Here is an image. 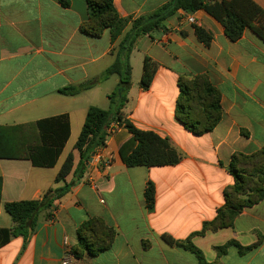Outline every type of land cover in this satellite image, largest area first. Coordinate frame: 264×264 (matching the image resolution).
<instances>
[{
    "label": "crops",
    "instance_id": "crops-1",
    "mask_svg": "<svg viewBox=\"0 0 264 264\" xmlns=\"http://www.w3.org/2000/svg\"><path fill=\"white\" fill-rule=\"evenodd\" d=\"M252 1L264 10V0ZM167 2L113 0L119 17L128 20L123 35L131 21ZM183 13L135 42L122 109L123 119L136 128L167 138L180 161L125 166L121 148L131 134L121 126L107 135L101 161L94 159L76 178L74 144L88 107L109 108L107 96L119 79L99 77L113 62L123 35L111 42L109 30L99 38L83 34L86 0H0V227L13 226L5 203L37 200L48 189L62 187L56 175L68 154L73 159L65 177L69 191L54 203L51 218L41 212L27 241L15 237L1 246L0 264H200L194 253L167 244L163 234L179 241L190 238L207 264H264V195L245 207L231 227L200 234L223 206L224 189L234 183L228 171L231 157L264 146V41L246 28L232 42L203 10L190 14L196 24ZM195 25L212 34L209 46L197 40ZM145 56L158 64L147 90L139 85ZM196 75H205L220 93L221 119L203 135L192 134L175 117L178 80ZM87 81L94 85L77 95L58 93ZM61 115L67 117L69 137L55 165L33 166L24 155L28 144L39 141L35 123ZM147 182L155 189L151 211L144 198ZM90 217L102 218L116 235L108 250L76 260L70 249L77 243V229Z\"/></svg>",
    "mask_w": 264,
    "mask_h": 264
},
{
    "label": "trees",
    "instance_id": "trees-1",
    "mask_svg": "<svg viewBox=\"0 0 264 264\" xmlns=\"http://www.w3.org/2000/svg\"><path fill=\"white\" fill-rule=\"evenodd\" d=\"M87 20L80 25V31L93 38H99L105 30H109L111 42L123 35L128 24L127 19L119 17L113 6V0H86ZM64 5L67 3L63 2ZM203 10L218 21L225 36L232 42L237 41L248 28L264 41V10L252 0H168L153 12L131 21L129 31L124 34L113 52V62L101 73L99 80H107L111 76L118 77V83L108 94L109 108L104 110L95 106L88 107L84 123L79 132L74 149L79 153V162L73 176L80 178L86 170V162L91 154L104 146L107 128L111 123L124 126L131 134V139L121 148V158L127 167H162L176 165L181 156L171 146L167 138H162L152 131L136 128L123 119L122 109L127 102V94L131 85L132 69L130 56L138 38L151 33L155 29H164L165 22L178 11L193 14ZM197 40L209 46L212 34L204 28L194 26ZM158 64L145 56L139 85L147 90L152 82ZM94 85L87 81L77 86L64 87L58 93L74 96L88 90ZM179 97L175 108L176 119L192 134L203 135L212 131L221 119L220 93L210 84L205 75L178 80ZM38 131V143L25 147L24 157L35 167H53L69 137V124L65 115L45 118L35 123ZM18 129V127H16ZM11 130V129H9ZM73 159L68 154L55 182H64L62 187L48 189L40 199L22 200L4 204L5 212L10 216L13 226L0 227V247L12 238L22 237L25 241L35 232L38 216L54 208V203L61 199L70 188L65 177L72 171ZM228 171L234 183L223 191L224 204L217 210L216 216L206 222L200 234L207 230L216 231L231 227L236 216L245 207L258 203L264 195V146L257 152L245 155L236 153L231 157ZM155 189L147 182L144 191L146 207L151 211L154 207ZM116 232L107 226L102 218L90 217L77 229V243L70 249L76 259L83 256L95 257L108 250ZM162 239L171 246L185 248L194 253L200 264H207L202 253L190 242V238L179 241L167 234ZM221 253L224 248H219ZM218 264V263H216Z\"/></svg>",
    "mask_w": 264,
    "mask_h": 264
},
{
    "label": "built area",
    "instance_id": "built-area-1",
    "mask_svg": "<svg viewBox=\"0 0 264 264\" xmlns=\"http://www.w3.org/2000/svg\"><path fill=\"white\" fill-rule=\"evenodd\" d=\"M183 16L185 17V20L188 22V23H191V24H196V20L190 15V14H186V13H183ZM122 125H118L117 123H111L109 125V127L107 128V135H110L112 133H114L119 127H121ZM100 149L99 148L96 153L94 154L93 156V160L96 159L98 160L99 162L101 161L100 160ZM92 160V161H93ZM102 164H106V162L102 163ZM66 264V263H64Z\"/></svg>",
    "mask_w": 264,
    "mask_h": 264
},
{
    "label": "water",
    "instance_id": "water-1",
    "mask_svg": "<svg viewBox=\"0 0 264 264\" xmlns=\"http://www.w3.org/2000/svg\"><path fill=\"white\" fill-rule=\"evenodd\" d=\"M93 156H94V154H91V155H90V157L88 158V160H87V162H86V166H89V165H90V163H91L92 160H93Z\"/></svg>",
    "mask_w": 264,
    "mask_h": 264
}]
</instances>
